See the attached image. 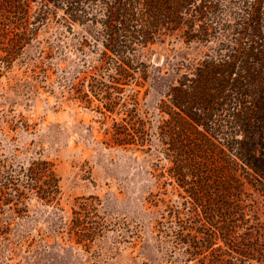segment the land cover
<instances>
[{
  "label": "trees",
  "instance_id": "16d2710c",
  "mask_svg": "<svg viewBox=\"0 0 264 264\" xmlns=\"http://www.w3.org/2000/svg\"><path fill=\"white\" fill-rule=\"evenodd\" d=\"M49 31L43 49L25 58L31 79L46 82L50 60L61 70L58 43L69 40L77 68L68 97L87 106L97 101L100 123L110 122L101 144L153 150L164 183L184 191L174 217L184 212L193 223L176 232L190 228L203 235L204 248L220 240L240 260L251 259L261 236L242 195L247 185L264 196V0H0V76ZM172 34L207 49L163 71L173 77L156 113L146 116L140 110L148 77L143 51ZM26 193L56 203L50 163H0V205ZM96 206L74 201L70 240L87 245L100 235ZM245 230L253 238L237 234Z\"/></svg>",
  "mask_w": 264,
  "mask_h": 264
},
{
  "label": "rangeland",
  "instance_id": "374dc122",
  "mask_svg": "<svg viewBox=\"0 0 264 264\" xmlns=\"http://www.w3.org/2000/svg\"><path fill=\"white\" fill-rule=\"evenodd\" d=\"M50 32L39 33L38 40L44 41ZM58 45L64 51L61 70L50 60L52 73L46 82L39 75L38 82L31 79L24 64L43 49L42 41L27 46L21 63L0 76V163L46 160L58 187L56 203L26 193L20 202L0 205V264H212L213 258L225 261L217 264H264V196L244 186L250 224L261 236L247 261L234 254L235 260L220 240L204 248L199 232L178 228L177 233L179 224L193 225L184 212L174 217L183 200L178 194L184 191L164 183L162 161L157 164L153 150L101 144L110 122L100 123L94 111L97 101L87 106L68 97L77 55L69 40ZM206 49L172 34L143 51L148 77L140 92V110L146 116L156 113L163 85L173 77L163 71ZM83 198L97 204L100 219L94 221L103 225L87 245L67 236L73 203ZM241 232L237 234L253 238L244 234L247 230Z\"/></svg>",
  "mask_w": 264,
  "mask_h": 264
}]
</instances>
